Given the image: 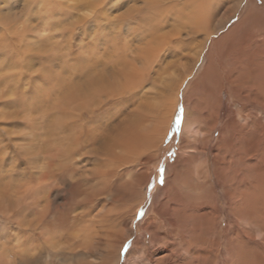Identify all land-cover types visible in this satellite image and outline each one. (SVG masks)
Here are the masks:
<instances>
[{
	"label": "rangeland",
	"instance_id": "1",
	"mask_svg": "<svg viewBox=\"0 0 264 264\" xmlns=\"http://www.w3.org/2000/svg\"><path fill=\"white\" fill-rule=\"evenodd\" d=\"M28 1L30 0H27V3ZM48 1H52L50 8L55 9V19L61 18V14H65L64 11H67L68 7L83 4L82 0H59V3L58 0H33L25 8L26 19L34 18L33 15L37 13L42 15L40 21L38 20L40 24L48 20L46 14H42L45 13L44 6ZM118 2L120 6L117 5V13H126L127 1ZM213 2V8L207 10L208 13L204 11V23L202 27L200 25L201 31L198 33V39L203 41L207 34L206 29L211 28L209 30L213 31L211 37L213 44L210 47L212 40H205V49L191 76L189 75L182 84L185 90L179 91L181 94L179 103L161 143L158 156L124 166L117 176L108 179L109 186L103 185L101 188L102 184L97 185L96 196L89 197L84 203L81 199L80 202L73 200L68 190L53 186L51 197L53 200L47 216L51 223L57 225L59 238L62 236L63 241L65 238H71V242L61 243L57 249H53L49 240L51 230L54 229L44 232L43 235L38 230L36 233L31 230L24 232L26 237L34 236L35 254L41 256V264H178L182 263L184 258L190 259L193 264H248V259H255L260 253L264 259V244L262 245L264 230L262 228L259 230V223L263 222H260L263 218L257 210L260 208L264 216V200L260 187L264 177V116L260 113L262 117L260 127L258 123L257 125H251L247 121L245 123L239 113L246 115L251 108H255L250 106L252 104L248 108L241 104L243 99H237L238 93L235 89L230 93L227 84L230 69L235 71L234 74L242 73L243 66L247 64L252 71L257 72L258 64L253 61L260 58L259 62L264 64L262 30L264 23L261 22L264 21V0H213ZM36 4L40 5L36 7ZM187 5L189 3L185 4V8H188ZM73 10L82 14L81 10L76 8ZM47 22L46 27L39 29L41 33L39 35L47 43L64 48L65 52L60 56L57 51L40 54L33 56L34 59L29 52L24 56L22 66L26 74L23 87L30 98H36L40 93L48 96L49 90L54 87L50 83V73L61 72L65 77L70 76L68 66L74 58L79 59V62L103 58L107 49L105 47L113 46V44L110 46L111 41L108 42V46L102 41L88 47V52H82L84 48L82 41L85 40L82 39L83 28H77L72 38L75 45L74 53H71L68 45L70 25L75 21L68 22L64 19L57 26L51 20ZM103 23L108 24L107 20ZM25 25L27 27L28 23ZM108 29L111 33V28ZM184 30L185 33L186 29ZM113 31L115 32L114 29ZM93 35L89 37L92 41ZM102 37H107V34L102 33ZM127 40L129 39H122L123 42ZM185 40L191 39L186 36ZM166 50L168 51V48ZM109 52L113 53L111 49ZM167 56L162 57V64L169 67L168 78L171 75L175 80H180L182 78L180 76L184 75L181 65H184L187 56L179 54L175 58L173 55L170 56V53ZM231 62L235 67L231 68ZM207 63L208 74L200 77L188 102L184 101V96L189 93L194 79ZM30 65L31 69L28 67ZM78 66L81 67V64L78 63ZM41 68H46L48 73H44ZM156 73L157 75L150 77L151 83L148 84L147 91L152 90L151 87L157 89L156 86L160 84L162 69H158ZM257 76L253 79L255 80ZM187 103L191 111L189 118H186ZM119 106L126 108L124 103ZM3 125L0 121V130L7 133L0 139V142L2 141L0 154L4 156L2 160L5 161L1 167L7 172L4 175L5 180L24 179L25 174H28L35 165L30 163L28 154H22L19 150L21 140L7 132L8 125L7 127ZM193 126L197 127L194 135L191 131ZM253 131L256 141L252 147L247 137ZM31 138L34 139L29 135V139ZM24 142L27 145L31 144L29 141ZM176 159L178 161L176 169L171 173L172 176H169ZM93 167V162L87 165V169ZM135 171L145 172L146 178L139 179L138 172L131 176V172ZM128 180H135L138 184L136 190L133 191L132 188L133 192L128 190L129 185H126ZM200 183L203 186L198 185ZM55 185L63 187L59 181ZM235 200L238 205L244 204L243 200L246 203L248 211L240 217L235 214L237 210L232 208ZM61 216L68 218V221L65 219L66 222L61 223L58 220H61ZM3 220L4 217L0 213V222ZM9 227L10 230L12 227L20 229L22 225L15 223L10 225L8 222L6 228ZM12 240L6 250L7 257L10 264H19L14 244H11L14 241ZM193 242L200 253L196 257L190 255L188 251L189 245ZM162 258L164 260L160 262Z\"/></svg>",
	"mask_w": 264,
	"mask_h": 264
},
{
	"label": "bare ground",
	"instance_id": "2",
	"mask_svg": "<svg viewBox=\"0 0 264 264\" xmlns=\"http://www.w3.org/2000/svg\"><path fill=\"white\" fill-rule=\"evenodd\" d=\"M31 1L33 2V0L28 3L27 0H0V98L18 97L21 100L17 106L0 110V121L3 122L4 127L12 124L6 128L7 132L21 140L19 150L22 154H28L30 163L35 165L28 174L24 172V179L8 181L4 176L7 172L1 167L5 164V161L2 160L4 156L0 154V213L4 217V220L0 222V264L11 263L6 250L10 247L8 244L12 239L14 241L12 240L11 244H14L19 264H41V256L35 254L34 236H24V232L28 230L34 233L38 230L43 235L44 232L54 229L51 230L49 240L53 249H57L61 243L71 242V238H65L64 241L62 236L59 238L57 225L51 223L47 216L53 200L51 199L53 186L68 190L73 200L81 199L84 203L89 200V197L96 196L98 190L96 191L95 187L97 185L102 184L101 188L104 187L103 185L109 186L108 179L117 176L124 166L158 156L161 143L179 103L181 95L179 91L185 90L182 88V84L189 75L191 76L192 70L205 49L206 41L212 40L213 34V31L209 30L211 28H208L204 38L206 41L198 39V33L204 23V14L213 8V0H126V13H117L118 9L116 8L120 6L119 0H108L96 20L85 16L84 13L92 12L95 15L101 10L104 0H82L83 4H77L72 8L68 7L67 11L63 10L65 14L59 13L62 15V19L54 18L55 9L50 8L52 1H48V4L44 6L45 13L42 14H46V18L51 20L55 26L60 25V21L64 19L68 22L75 21L70 25L68 45L71 53H74L75 45L72 38L77 28H83L84 38L82 39L85 40L82 41L84 47L82 52H88V47L102 41L106 42L107 46L111 41L110 46L112 44L113 46L105 47L107 49L103 58L100 57L92 61L88 59L87 62H79V59L74 58L68 66L71 72L70 76L65 77L61 72L50 73V83L54 87H56V77L62 76L63 80L57 88L56 94L51 98L52 102L37 112L27 103V98L30 97L23 87L26 74L22 66L24 56L29 52L31 58L34 59L33 56L56 51L57 54L60 53L58 55L60 56L65 50L52 43H47L40 36L39 29L48 24V20L41 23L42 25L38 22L42 15H37L35 12L34 18L26 19L27 9L25 8ZM187 3L192 8L189 5H187L188 8H185ZM37 5L40 4H36V7ZM75 8L81 10L82 14L76 13L73 10ZM108 16L112 18L110 19ZM104 20H107L108 24L103 23ZM261 22L264 23V21ZM25 23H28L27 27ZM170 24H172L171 27ZM106 26L111 28V33ZM48 28L50 27L48 26ZM44 29L46 30V28ZM184 29H186L185 33ZM102 33L107 34V37L101 38ZM92 34H94V41L90 39ZM186 36L191 40H185ZM125 38L129 40L123 42L122 39ZM177 40L182 44L173 47L172 45ZM215 41L217 40L215 39ZM117 42L119 46H117ZM211 44H213V40L210 47ZM109 49L113 51L112 54ZM169 53L175 58L179 54L187 56V63L181 65L184 75L180 76L182 77L180 80H175L171 75L169 77L172 79L168 78L169 67L162 64L159 70L162 69L163 75L160 84L156 86L157 89L151 87L152 90L147 91L145 88L138 97L127 100L124 103L126 106L124 109L120 106H107L114 94L125 86L124 77L128 70L140 65L143 60L158 62L162 57L166 58ZM106 55L107 58H105ZM261 56L263 57L262 54ZM61 59H65V57H61ZM259 59L253 61L258 64L257 72L252 71L246 64L243 66L242 73L234 74L235 71L230 69L227 81L229 92L231 93L235 89V92L238 93L237 99H243L241 104L246 108L250 106L255 108H251L246 115L239 113L240 117L245 123L246 121L251 125L258 123V126L262 125L260 113H263L264 116V64L260 63ZM232 62L231 68L235 67ZM78 63L81 64V67L78 66ZM28 67L31 69V65ZM41 69L44 70V73H48L46 68ZM208 72L209 63L194 79L189 93L184 96V101L188 102L191 92H194L195 84L199 83L200 77L207 75ZM256 75H258L255 79L257 81L253 79ZM186 106V118H189L191 112L189 103ZM49 107L54 109V113H48ZM45 113H48L51 119H47ZM37 127L42 130L34 139H29V135L33 137V130ZM191 131L194 135L197 132V127L193 126ZM253 134H255L254 131L247 137L252 147L256 141ZM24 141H29L31 144L27 145ZM177 159L172 164L169 176H172L171 173L176 169ZM92 162L94 167L87 169V165ZM136 172L138 171L131 172V176ZM137 176L139 179H145L147 174L138 172ZM90 177H95L93 183H81ZM262 178L260 187L264 200V177ZM95 180L98 181L95 182ZM57 181L63 187L55 185ZM126 185H129L128 190L133 192L138 184L135 180H128ZM198 185L203 186L202 183ZM91 192L94 193L90 194ZM243 203L238 205L235 200L232 205V208L237 210L235 214L238 217L248 211L244 200ZM257 210L260 217L263 218L260 221L263 222L259 223V230L260 228L264 230L262 210L260 208ZM65 219L68 221V218L64 216L58 220L65 223ZM8 222L10 225L12 223L21 224L22 227L7 229ZM257 232L259 233V231ZM29 238L31 239L29 240ZM262 239L264 241V234ZM31 240L33 245L30 243ZM188 251L193 257L200 254L194 242L189 245ZM259 255L255 259H248V264H264L261 253ZM163 260L164 258L160 259V262ZM180 264H193V262L184 258Z\"/></svg>",
	"mask_w": 264,
	"mask_h": 264
},
{
	"label": "snow or ice",
	"instance_id": "3",
	"mask_svg": "<svg viewBox=\"0 0 264 264\" xmlns=\"http://www.w3.org/2000/svg\"><path fill=\"white\" fill-rule=\"evenodd\" d=\"M107 3L108 0H104L101 10L96 12L95 15H93L92 12L84 13V15L92 18L93 20H96ZM181 44L182 42L177 40L172 46L175 47ZM117 46H119L118 42H117ZM162 63H163L162 59L159 60L158 62L143 60L140 65L128 70L124 77L125 86L114 94L113 98L110 100L107 106L118 107L120 104L125 103L127 100H133L135 99V97H138L140 93H142L145 90V88H147L148 84L151 83L150 77L156 74L157 69H159ZM62 80H63L62 76L56 77V87H53L49 90V94L47 97L41 95L36 98H27V103L31 105L34 111L37 112L41 111L42 108L50 104L51 98L56 94L57 88L60 86ZM20 103L21 100L18 97L0 98V110L12 108L14 106L19 105ZM48 113H54V109L49 107ZM48 113H45V115L47 119H51V116L48 115ZM178 121H179V117H177V122ZM5 124H7V121H5ZM41 130L42 129L40 127L35 128L33 130V138H35L40 133ZM5 135H7V133L3 130H0V139H3ZM86 139L88 138L86 137ZM161 171H163V169H161ZM94 179L95 177H90L81 181V183L91 184L93 183Z\"/></svg>",
	"mask_w": 264,
	"mask_h": 264
}]
</instances>
